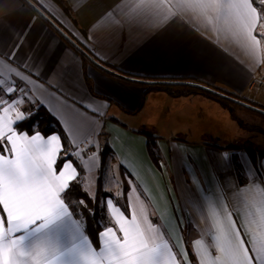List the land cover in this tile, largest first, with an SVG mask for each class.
I'll use <instances>...</instances> for the list:
<instances>
[{
  "label": "snow or ice",
  "instance_id": "1",
  "mask_svg": "<svg viewBox=\"0 0 264 264\" xmlns=\"http://www.w3.org/2000/svg\"><path fill=\"white\" fill-rule=\"evenodd\" d=\"M28 2L36 17L52 23L76 51L82 46L108 63L93 46L95 35L66 28L48 0ZM8 7H18L16 0H9ZM69 7H75L72 0ZM13 14L0 15V27L11 29L17 39L10 46L0 42V264H264V179H257L264 177V161L244 154L243 177L227 181L214 174L202 181L183 162L189 173V180L178 185L184 203L172 206L178 242L150 218L127 171V215L119 205L123 190L112 194L105 189L98 199L99 174L108 171L103 156L107 141L100 146L94 137L104 112L94 101L77 103L83 84L75 56L65 63L60 53L67 49L45 32L39 19L29 16L30 22L17 32L7 23ZM102 15L101 32L109 30L112 37L143 32L149 36L143 47L155 43L168 54L187 47L194 34L208 42L197 40V48H210L222 59L239 46L258 64L264 51V0H112ZM42 106L55 114L62 132L45 135L38 125L27 130L26 122ZM219 156L222 167L231 166V151ZM159 166L166 167L163 161ZM93 170L97 191L75 199L82 190L80 177ZM93 204L109 217L102 218L94 234L88 232V218L96 215ZM189 205L206 229L191 246L184 233L199 224L185 212ZM241 206L248 216L253 208L259 214L255 231L242 222Z\"/></svg>",
  "mask_w": 264,
  "mask_h": 264
},
{
  "label": "crops",
  "instance_id": "2",
  "mask_svg": "<svg viewBox=\"0 0 264 264\" xmlns=\"http://www.w3.org/2000/svg\"><path fill=\"white\" fill-rule=\"evenodd\" d=\"M63 1L68 6V14L48 0V3L52 4L59 13L57 19L63 17L61 22L64 26L77 33L85 36L95 35L98 39L92 42L93 46L107 58L108 63L98 61L82 46L78 45L80 51H76L72 44L53 27L52 23L36 17L29 3L24 0H16L18 7L15 9L8 7L9 0H4V4L0 5V15L5 12L14 13L9 16L7 23H10L17 32L24 30L25 25L30 22L29 16L39 19L45 32L54 37L64 49H67L66 52L60 53L65 63H72V57L75 56L79 79L83 84L77 92V103L80 99L85 102L91 100L95 102L94 106H99L104 112V116L97 119L98 135L94 137V140H97L100 146L107 141L110 150L115 153V156L107 163L112 170L111 180L106 182L102 176L103 191L107 189L108 192L115 194L123 190L125 196L119 198V205L127 215L129 183L128 177L124 174L127 171L136 186L135 195H139L148 207L150 218L161 225L162 230L169 234L171 240L178 242L180 233L175 230L176 221L172 219L174 215L172 206L184 203L181 200L178 185L189 180V173L183 169V162L189 163L193 172L202 181L213 174L227 181L236 177V172L233 170L234 159L239 161L242 168L240 157L244 154L248 155L247 149L250 148L219 146L214 133L208 135L200 131L198 138H193L194 132L191 130H181L177 135L165 129L152 131L167 127L190 128L199 125L202 119L205 120V116L215 121L222 117L229 119L230 115L218 102L202 94L179 97H172L164 91L148 94L142 86L112 76L105 70L147 81L166 80L208 86L264 108V51L259 54L261 62L258 64H253L239 46H235L229 53L224 54L222 59L210 48L202 46L197 48V40H204V38L199 34H194L196 39L186 41L187 47L178 49L174 54H168L160 51L155 43L143 47L149 40V36L143 32L134 31L131 34L126 32L123 37H112L109 30L101 32L100 27L104 21L102 14L112 0H72L74 8L69 7V0ZM35 35L36 33L33 32L29 40ZM41 35L43 36L44 33ZM101 36L105 39L100 40ZM0 42L10 46L17 42L16 34L11 29L4 31L0 27ZM204 43L208 42L204 40ZM138 48L142 49L137 50ZM189 50H195L196 55H191ZM24 51L27 52V43ZM81 52H87L92 61L82 58ZM40 108L56 121V127L47 135L54 131L58 132L56 128L59 125L61 129V126L55 114H50L46 107ZM230 120L233 119L230 118ZM253 123L260 124L258 119L253 120ZM262 126L264 128V125ZM143 129L157 137L156 147L161 157L160 161H163L166 167L161 168L159 164L156 165L151 160L147 138L141 132ZM230 131L232 138L249 136L254 143L264 138V133L258 130L252 133L250 130H242L237 122L231 125ZM185 133L187 137L182 138L181 134ZM207 136L215 139L205 141ZM227 141L231 142V139ZM225 150L233 153L232 164L226 168L221 166L219 156ZM256 161H264V156L256 157ZM121 163L123 167H120ZM241 170L244 174V169ZM93 175L96 176L95 170L84 174L83 187L86 192H89L86 186L96 188L97 176L94 179ZM257 179H264V177L258 176ZM187 186L192 187L190 183ZM95 188L92 192L96 191ZM135 195L132 196L133 201H135ZM256 200L259 202V195L256 196ZM185 212L188 217H194L199 224L195 231L186 230L184 233L185 239L191 246L197 233L203 236L202 230L206 229L202 219L195 216L190 205L185 207ZM247 212L248 209L241 206L242 222L249 224L255 231L259 223V214L255 208L252 209V216H248ZM106 216L108 220L107 213Z\"/></svg>",
  "mask_w": 264,
  "mask_h": 264
},
{
  "label": "trees",
  "instance_id": "3",
  "mask_svg": "<svg viewBox=\"0 0 264 264\" xmlns=\"http://www.w3.org/2000/svg\"><path fill=\"white\" fill-rule=\"evenodd\" d=\"M24 1L28 2V0H24ZM33 1L34 0H30L31 3H33ZM50 1L55 3L57 7L60 8L65 14H68L69 12L68 6L63 0H50ZM89 57L90 55L87 52H83L82 58H86L87 61H92V59ZM105 72L119 79L125 80L130 83H134V84L136 83L142 86L145 89V93H148V94L149 92H156V91H164L166 92V94H169L172 97L202 94V96L212 99L214 100V102L215 101L218 102L219 105H221L224 109H226L229 112V115H230L229 117L232 118L234 121H236L238 125L241 126L242 128L243 127L245 128L246 126H248V123H244L242 121L240 117V111L247 112L248 115L259 118L260 121L264 124V108L257 106L253 102H247L239 98L238 96H234V95L221 92L220 90L215 89V88L211 89L208 86H200V85L193 84V83H184V82H178V81H166V80L165 81L164 80L147 81V80H141L137 78H129L128 76H122V75L110 72L108 70H105ZM33 125H38V128L42 130V132L45 135H47L48 133L53 131L54 128L56 127V121L47 112H45L44 109L40 108L39 111H37L35 115L31 118V120L26 122L27 130L31 131ZM260 126L256 125L255 130H258L261 133H264L263 126L262 125ZM57 129H58V132H62V130L59 128V125L56 128V130ZM141 132L147 138V148H148V153L150 155L151 160L154 162V164L158 165L161 157H160V154H158V148L156 147L157 137L154 136L153 134H150V132L145 131L144 129L141 130ZM247 152H248V156L255 161H256V157L264 156V153L259 152L257 149L255 150L247 149ZM111 153L112 151L110 150L109 146L108 145L105 146L104 152H103L105 164H107L108 156ZM233 166H234L233 170H235L236 176L243 177V171L241 170L242 168L238 160L234 159ZM102 174L103 172L99 174V193L97 194L98 199L100 195L104 194L103 187H102V180H103ZM80 181L82 185V190H80L79 194L75 196V199L85 197L86 194L88 193L83 187L84 174L80 177ZM97 187L98 185L96 182V188H95L96 191H97ZM90 206L96 208L95 217L88 218V232L94 234L100 230L99 223L102 222V218H103V221H107V216H106V212L102 211L100 207H97L94 204Z\"/></svg>",
  "mask_w": 264,
  "mask_h": 264
},
{
  "label": "rangeland",
  "instance_id": "4",
  "mask_svg": "<svg viewBox=\"0 0 264 264\" xmlns=\"http://www.w3.org/2000/svg\"><path fill=\"white\" fill-rule=\"evenodd\" d=\"M258 31H260L258 29ZM219 104V103H218ZM226 111V113H228L229 115V112L224 109ZM204 115H205V112H204ZM240 117L242 119V121L244 123H248V126H246L245 128L239 126V128H241L242 130H250V133H252L253 131L257 132V130H255V128H253V126L256 127L257 126H260L259 124H254L253 123V120L257 119L259 120L260 124L261 125H264L259 118L257 117H252L250 115H248L247 112H242L240 111ZM252 118H255V119H252ZM205 120L202 119V121H200V124L197 125V126H192V127H167V128H159L158 130L157 129H153L152 131H162V129L164 130H167V131H172V133H174V135H177L179 133V131L181 130H191V132H194V137L193 138H198L199 134H200V131L201 132H204V133H208V135H211L214 133V135H216V139H217V144L219 146H226V145H231L232 147L236 146H240V147H246V148H250V149H258L262 152H264V138L262 139H259V141H256V143H254L250 138L249 136L248 137H238V138H232V133H231V125L232 124H236V121L234 120H230V118L228 119V117H222L220 119H215V121H213L211 118L205 116L204 118ZM230 120V121H229ZM247 121V122H246ZM199 123V122H197ZM258 123V122H256ZM261 127V126H260ZM150 131V129H149ZM215 131V132H214ZM168 133V132H167ZM182 135V138H185L187 137V134H181ZM262 136V135H261ZM260 136L258 135V138ZM255 138V137H254ZM212 139H215V138H211V137H206V140L205 141H212ZM228 139H231V142L227 141ZM262 142H261V141ZM258 143V145H256ZM108 163V161H107ZM111 166H108V171L105 173V174H102L103 177H104V180L106 182H109L111 180V176H112V170L110 168ZM104 173V172H103ZM94 176V175H93ZM96 178V176H94V179ZM95 181V180H94ZM89 185V184H88ZM93 188H95V186H92L91 188L86 186V189H88L89 192H92Z\"/></svg>",
  "mask_w": 264,
  "mask_h": 264
},
{
  "label": "built area",
  "instance_id": "5",
  "mask_svg": "<svg viewBox=\"0 0 264 264\" xmlns=\"http://www.w3.org/2000/svg\"><path fill=\"white\" fill-rule=\"evenodd\" d=\"M88 154H90V153H86L85 156H87Z\"/></svg>",
  "mask_w": 264,
  "mask_h": 264
}]
</instances>
